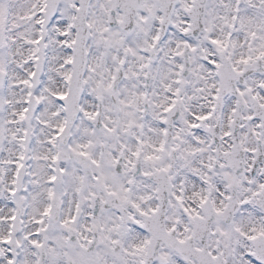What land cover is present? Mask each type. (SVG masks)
<instances>
[{
  "label": "snow or ice",
  "instance_id": "6c2138e0",
  "mask_svg": "<svg viewBox=\"0 0 264 264\" xmlns=\"http://www.w3.org/2000/svg\"><path fill=\"white\" fill-rule=\"evenodd\" d=\"M0 264H264V0H0Z\"/></svg>",
  "mask_w": 264,
  "mask_h": 264
}]
</instances>
